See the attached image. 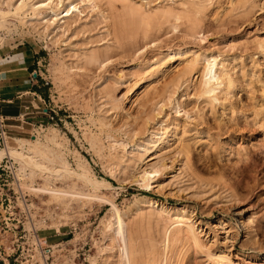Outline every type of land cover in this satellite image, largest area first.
I'll list each match as a JSON object with an SVG mask.
<instances>
[{
  "label": "rangeland",
  "instance_id": "1",
  "mask_svg": "<svg viewBox=\"0 0 264 264\" xmlns=\"http://www.w3.org/2000/svg\"><path fill=\"white\" fill-rule=\"evenodd\" d=\"M110 1L95 0V6L80 3L79 12L74 10L67 18V27L57 30L53 24L46 33L39 23L19 25L9 19L18 28L7 36L0 55L28 56L37 51L42 60L35 73L43 76L49 89V96L38 107L31 106L33 112L27 118L3 115L10 146L35 140L37 130L44 128L42 136L54 127L59 141L64 143L62 149L70 168L78 170L74 158V152L78 151L90 172L108 181L113 189L105 186L95 189L72 179L78 190L97 192L98 197L73 202L72 209H64L56 202L50 205L48 194L20 188L16 171L6 168L3 161L0 264H4L14 245L27 249L21 255L14 254L16 264H24L27 256L36 253L38 244L31 231H37L38 237L52 247L53 264H113L115 259L111 256L115 251L106 250L111 244L108 226L114 222L116 212H128L136 198L142 196L167 206H187L192 211L213 257L197 255L190 248L187 254L191 261L184 260L183 264H223L226 260H216L223 254L234 264H264V0H244L245 3L194 0L204 6L201 16H197L196 38L184 35L185 16L179 20L170 16L164 22L158 13L151 15H154L151 25L162 19L161 23L156 22L159 27L154 23L153 27L158 28L151 26L147 39L141 36L146 31L140 25L141 19L129 15L130 6L138 4L145 14L172 8L181 15L187 9L183 6L185 0H130L132 4L127 0L128 8L120 3L123 0ZM117 20L122 21V30L139 31L138 39L128 44L130 39L126 42L124 36L120 38L125 44H117L119 37L116 42L114 37ZM174 25L177 28L172 31ZM186 49L217 56L219 69L231 80L230 91L217 90V98L213 100L201 94L205 63L198 65L187 84L172 82L168 76L186 60L181 64L175 61L170 64L174 68L155 75L147 68L160 54ZM93 53L98 54L95 63L90 59ZM62 63L71 68L64 72L72 75L66 81L63 75L60 80L61 74L55 72ZM31 73L27 77L33 79L34 71ZM149 83L156 90L153 88L154 94L151 91L145 95L151 101L146 97L149 102L145 103V96V100L137 98L146 93ZM116 105L124 110H116ZM19 106L24 114V104L18 102L16 107ZM155 132L164 133V138L168 136L165 140L168 143L148 144ZM92 137L97 140V147L91 146L88 139ZM183 148L189 159L181 152ZM11 161L16 170L17 164ZM153 166L155 172L151 171ZM142 172L146 181L139 180ZM67 178L58 179L55 184L66 188L72 183ZM34 184L38 187L43 182L36 177ZM30 204L34 205L28 208ZM124 220L130 232L156 240L162 237V224H140L136 213L124 216ZM29 221L35 224L34 230L27 227ZM93 258H98L96 263H91Z\"/></svg>",
  "mask_w": 264,
  "mask_h": 264
},
{
  "label": "bare ground",
  "instance_id": "2",
  "mask_svg": "<svg viewBox=\"0 0 264 264\" xmlns=\"http://www.w3.org/2000/svg\"><path fill=\"white\" fill-rule=\"evenodd\" d=\"M66 1L67 3H65L64 0H53V1L52 0H44V1L42 0H0V49L3 47V44L7 36L12 35L14 32L17 31V28H18V25L15 22L14 24L13 22L12 24L9 23L10 18H13L14 20H16L17 23H19V25L30 23L31 25L35 26V22L37 24L39 23V26L43 25V28H44L43 32L46 33L49 31L50 29L49 27L53 24L56 26L54 28H56L57 30L63 29L65 25L67 27L68 26L67 18L71 16L74 10H77L79 12L78 6L80 7V3H88V4L95 6L94 5L95 0H66ZM107 1H108L107 3L111 2L110 0H107ZM239 1L244 2V0H239ZM126 2L127 0H123L120 3L121 4L124 3L123 6L125 7ZM128 2L132 4L131 3L132 1L130 2V0H128ZM112 3L113 1L111 2V4ZM117 3L119 2L117 1ZM237 4L240 6V3H238V1H237ZM237 4L235 3V5ZM129 5H126V7ZM133 5H131L130 8L128 9V11L130 10L128 13L130 16L132 15L131 17H133L134 15V16H137L139 20L141 19L140 25L142 24L144 29L146 27V31H143V32L141 31L142 32L141 36L142 38L144 37V39L148 36V34L150 35L149 31H150L151 26L152 28H155L157 26L159 27L160 24L158 23L159 22L161 23L162 19L159 22L158 21L154 22V23L158 22L156 23L157 26L153 27L154 23H152L151 25V21L153 19L152 17L154 15L157 16L156 14L158 13L161 14L163 19L165 18L167 20L171 19L172 17L175 18L174 20H179L183 16H185L186 19L185 17L183 18L186 20L185 23L187 24L186 26L187 28H185L184 30V35L186 37L192 35L191 37L196 38L195 37L197 36L196 34H199L197 32V30H199L198 24H197V16L200 15L204 9V6L200 2L197 3L194 0H185V3L183 4V6H186L187 9L181 15H179L180 12L179 14L178 13L175 14L172 8H169V9L167 8L168 10L162 8L163 10L161 12L154 11L155 13L145 14L144 13L145 11H142L143 9L141 8V6H138V4H136L137 6L134 5L133 7ZM109 6L111 5L109 4ZM112 6H114V4ZM152 14L154 15L151 16ZM60 16H63V17L59 18ZM170 16L171 18H168ZM63 19L64 21L61 22ZM165 19L163 20L164 22L166 21ZM120 22L122 21L117 20V22L115 23L116 24V27L114 29L115 42L117 40L116 37L124 38L125 36V39L127 40L126 42H128V40L130 39L128 44H131L133 40L136 39L137 35L138 36L140 35L139 31H136V32L135 30L134 32H131L130 30L124 31L121 29ZM198 22H200V20ZM172 28L173 30L172 29L171 30L175 31L177 26L174 25ZM131 30L133 31V29ZM151 34H152V31H151ZM128 37L129 39H127ZM119 38H118L119 42L117 44H119L120 42H122V44L120 43L121 45L125 44L124 43L125 41L123 42L122 38H120L121 39L120 41ZM147 38H149V36ZM132 45L129 47H132ZM97 55L96 53H93L90 55L91 56L90 59L94 61V63L96 62V60L98 61V59H96ZM216 57L212 56L211 54L207 55L205 53L195 52L190 49L178 50V51L170 50L167 52V54H160L158 58H155V61L153 60L154 62L152 61L153 63L151 64V66L147 68H150V71L152 72L151 74L155 75L161 72H166L168 68H172V67L174 68V66H171L170 64L175 61L176 62L180 61V64H181L182 63L181 61L186 60L188 62L186 63L183 62L185 63V65L182 63L183 66L182 64L179 66H176L173 70V73L172 74L170 73L171 75L168 74V76L170 77L169 79H171L172 82H178V83L180 82L181 84H187L189 76L194 71L196 72L198 65L201 63H205V67L201 74L202 80H201L200 92L203 96H206V98L213 100L217 98L216 97L217 90H226L231 85L230 78H227L224 72L221 69H219L220 66L218 64V61H217L218 59ZM188 58L190 59L188 60ZM66 70L68 72L69 70H71V68L70 69L65 68L64 63H62L60 67L55 69L56 73L61 74V77H59L60 80H63L62 75L64 76L65 81L68 78L69 79L71 78L72 75L70 76L69 73L68 74L64 73L66 72ZM146 73H149V72L147 71ZM151 85L153 84L149 83L146 90L144 87L143 91L145 90L146 93H144V95L142 94V96L141 95L138 96L137 99H139L140 97H142L141 99H144L143 97L145 95L148 96L151 91L153 93V90L154 89L156 90V88L152 87ZM147 96H145V99ZM147 98L149 99V97ZM146 100H145V103L146 102L148 103L150 101V99L149 101L148 100L146 101ZM179 107L180 105L177 102L176 109H178ZM114 108L120 111L124 110L123 107L120 105H116ZM43 130L44 128L37 130V137L35 140L29 141V142L20 141L15 146H10L11 139L7 136L4 147H0V160L3 157H9L17 164L16 175H17L18 180L20 181V185H21V187L19 185L20 188L22 187L26 188L28 191H32L34 193H43V195L48 194L50 196L49 201H48L50 205H53V203L56 202L61 206H65L64 209H72L73 202H76V204H78L81 202L83 203L85 201H89L91 199L93 201L94 198L98 197L96 190H95L96 193L94 192L83 193L82 191L78 190L75 187L76 183L75 181H73L74 179L81 180L83 183L89 184L95 189L97 187H99L100 189V186H105V187L113 189V186L108 181H106L105 179H98L90 172L86 161L82 158V156L78 153V151L74 152V158H75L76 166L78 170L73 171L69 166L70 164L68 163L65 152L63 151L64 149H62L63 148L62 145L64 143L59 141V138H58L59 135L57 133V130L54 127H51L48 131H46L41 136L40 133ZM164 137H165L164 133L162 132L152 133L151 138L148 141V144H151V145L153 144L154 146H158L159 144H164L168 136L166 138ZM88 140L92 147H97L99 145L97 140L93 137L89 138ZM166 143H168V141ZM136 146L139 148H142L140 145H136ZM97 149L99 150V148ZM181 152H183L185 157L189 159V156H188L189 154L186 149L183 148ZM117 159L120 160V158H117ZM135 160L139 161L140 159H134L133 161ZM155 170H156L155 166L151 167L152 172H155ZM145 173L142 172L143 174L142 176L140 174L139 180L143 181L145 179L144 181H146L147 176L145 175ZM36 177H39L43 182V184L38 185L39 188L36 187L37 185L34 184ZM67 177L68 178L70 177L71 180L72 179L73 180H72V183L69 184V186H67L66 188L57 186L55 184L56 180L58 179L62 180ZM151 180H153V178H150L149 182H151ZM84 186H87V185H84ZM99 198L101 197L99 196ZM33 205L34 204H30L26 206L29 208L30 206L32 207ZM111 206H112L113 212H115L113 204H111ZM144 208H148L149 211L144 212L143 210ZM132 213H136L137 217L139 218L140 224H151L153 222L157 223V225L162 224V227L160 228V229L163 228V231H162L163 233L160 232V234L162 233V237L160 235L161 239L160 240L158 239L159 240L158 241L154 239L152 236L142 237L139 232H135V231L130 232L127 229V224L124 220V216H128ZM165 217H167V222L165 221ZM114 219H115L114 222L110 223L108 226L109 234L107 238L110 240L111 244H109L106 247V250L115 251V253L111 256L112 258L115 259L113 264H183L184 260H189L188 257L190 255L187 254V252L190 248L193 249L196 252V254L201 253L202 255H206L210 258L213 257L212 252L210 250L211 247L207 248V245L201 236L202 235L201 231L198 228V225H197L198 223L194 219L192 211L187 206H177V205L167 206L164 202H160L152 197L142 196V197L136 198L134 206L131 209H129L128 212L123 213V214L116 212L114 214ZM219 224L223 225L224 222L220 220ZM27 227L30 229L32 228V230H34L35 224L32 223V221H29L27 223ZM34 242H35V239H34ZM36 243L37 242H35V244ZM36 253L38 254V252ZM224 255L226 254H223V256L221 255L218 257L216 256L217 257L216 260L218 259L220 262L226 260L228 264H234L230 257L224 256ZM194 256L196 255L194 254ZM38 260H40L39 255H34L33 259L28 264H37L36 261ZM97 260L98 258L97 259L93 258L91 259V263H96Z\"/></svg>",
  "mask_w": 264,
  "mask_h": 264
},
{
  "label": "crops",
  "instance_id": "3",
  "mask_svg": "<svg viewBox=\"0 0 264 264\" xmlns=\"http://www.w3.org/2000/svg\"><path fill=\"white\" fill-rule=\"evenodd\" d=\"M41 60L37 51L28 56L0 55V110L3 115L24 118L33 112L31 106L38 107L40 101L49 96L41 74H36L33 79L27 77L31 71H36ZM18 102L24 104V114L20 106L16 107Z\"/></svg>",
  "mask_w": 264,
  "mask_h": 264
},
{
  "label": "built area",
  "instance_id": "4",
  "mask_svg": "<svg viewBox=\"0 0 264 264\" xmlns=\"http://www.w3.org/2000/svg\"><path fill=\"white\" fill-rule=\"evenodd\" d=\"M33 76L34 77L36 76L35 70H34ZM31 77H32V73H31ZM46 84H47V82H46ZM5 127L6 126H5V123H4V116H3V114L0 111V144L1 143L5 144V140H6V128ZM3 161H5L4 165L6 166V168H8L10 170H13L14 173H15L16 170H14V168H15L14 167V163L11 161V159L9 157H3L0 160V163H2ZM31 232H32V235L34 236V238L36 239L37 244H38L37 245V247H38L37 249L38 250L36 251V252H38V254L35 253V254L27 256V257H29V259H27L26 256H23V259L26 258V261H24L23 263L24 264H28L33 259L34 255H39L40 260L36 261L37 264H53V262H52V257H53L52 247L49 246L48 244H45L46 241L44 239H40L38 237L39 235H38L37 231H31ZM23 251H27V249L25 250L24 246L19 248V246L15 247V245H14L13 250L11 251L10 254H8L6 256V259L3 260V263L4 264H16L14 262L17 261V258H15L14 254H16V252H19L20 255H21Z\"/></svg>",
  "mask_w": 264,
  "mask_h": 264
}]
</instances>
